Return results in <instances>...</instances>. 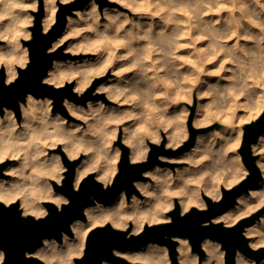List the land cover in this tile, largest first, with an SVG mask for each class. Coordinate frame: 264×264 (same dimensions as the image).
Listing matches in <instances>:
<instances>
[{
    "label": "bare ground",
    "instance_id": "obj_1",
    "mask_svg": "<svg viewBox=\"0 0 264 264\" xmlns=\"http://www.w3.org/2000/svg\"><path fill=\"white\" fill-rule=\"evenodd\" d=\"M118 1L130 8L133 16L129 12L113 7H106L101 15L94 0H91L83 9L77 10L81 18L85 15L87 18L90 17L89 28L93 29L92 34L88 32L82 35L77 23L79 21L69 17L65 31L53 43L50 51L55 50L68 35L74 36L73 46L76 44L77 48L80 47L84 51L91 50V46L94 45V43L91 45L93 42L91 39L97 35L96 31L99 29L108 34L106 37L109 42L106 45L103 44L104 47L101 48L95 60L71 63L56 59L44 79L48 83L61 85L75 77L74 89L83 91L95 75L103 74L109 69L115 73L118 70V73L121 72L118 74L119 78H110L98 87L99 90L106 92L110 100L115 99L118 103L108 104L103 100H90L85 106L66 99L65 103L72 115L87 119V129L80 128L76 125L77 123H68L59 113L50 112L51 98L41 99L32 93L27 94V105L22 106L21 121L17 120L12 108L7 107L4 116L0 113V162L6 158L17 159V163L11 164L4 170V173L12 175L11 178L0 176V200L9 204L20 198L24 214H33L37 217L46 214L47 211L43 206L45 200L53 201L59 206L68 201V198L56 192L53 186L54 181L59 183L63 180L62 172L66 168L63 159L65 156L75 158L83 151L87 153L76 167V187L91 170H97V179L102 180L105 185L111 183L118 170L117 161L120 158V148L113 146L112 142L117 137L120 123L127 117H133L134 122L125 121L122 139L130 145L131 160L141 161L147 156L149 149L145 143L147 136L160 142L162 136L159 128L149 126L147 132L140 129L143 127V122L152 124L155 118L159 119L160 112L156 116L151 105L152 99L156 104L162 100V95L164 96L160 92L161 86L154 83L153 74L157 72L154 70L158 69V66L163 68L162 76L168 82L170 92L175 91L177 101L172 104L171 114H168L169 122L163 125L170 126V128L167 127L169 129L166 145L174 147L180 145L186 138L183 127H185V118L188 113L187 106L189 107L187 101L191 99L193 101L197 96L199 98L196 101L194 124L199 126L212 120L208 113L202 112L205 102L202 97L207 85L213 88L216 95L225 93L228 97L226 101L231 105L230 110L234 105L236 106L234 100H237L238 96L235 95V99L233 98V89L239 88L238 83L222 84L223 78L229 71L228 61L237 58L248 59L247 61L250 59L253 73L249 74L251 78H246L264 80V42L259 40V37L264 36V31L252 23L255 21L264 25V7H261L264 5V0H260L259 4L255 0H207V6L198 5L197 0ZM36 3L37 0L34 1L35 5ZM45 4L46 14L43 24L44 29L47 30L55 21L57 4L54 0H45ZM28 7H30L28 0H5L4 3H0V12H5L6 16L5 21H0V38L6 40L4 44H0V67L3 65L6 67L7 82L17 76L20 64L23 65L27 59L29 60L28 47L21 45V37L30 35L25 27L31 21L27 12ZM96 46L94 45L93 51L101 47L95 48ZM119 46H123L127 52L129 50L132 53L133 50L136 55L139 54L137 47H141L144 56L128 58L126 62L122 61L120 56V61L113 62L111 60L118 56L112 58L115 54L113 50ZM157 46L161 52L160 58L156 55ZM121 49L119 48L116 54L119 51L122 52ZM138 60L142 61L141 68L145 71L143 75L136 74L138 73L136 68L134 73L128 71L132 66L134 68L135 64L140 66V62H136ZM129 64L132 66H128ZM67 65H70V68ZM124 66L130 68L124 69ZM260 82L258 80V84ZM259 99L256 113L262 110L264 104V100ZM142 102L144 105H141ZM165 103L167 104L166 101ZM229 107L227 106V109ZM139 113L140 117H138ZM214 115L219 116L217 109ZM234 115L232 112L220 117L230 125L197 135L194 145L186 151L184 156L190 159L189 165L176 169L156 166L147 170L145 174L151 176L154 181L137 183L145 195L144 198L139 197V194H133L129 200L122 192L110 204L97 202L90 205L85 209L86 219H76L72 222L73 237L64 232L62 241L54 237L45 238L43 245L29 255L45 259L46 264H75V256L84 252L90 230L97 224L111 221L114 226L125 228L132 222L133 232L138 233L147 222L151 224L169 221L170 215L166 213L173 207L177 198L183 212L184 209L188 210L193 205L204 207L206 200L203 194L219 199L223 185L231 187L248 173V169L242 165L240 155L233 150V146L240 143L242 128H236V125L232 124L247 120L251 115L244 105L233 119ZM140 123L141 126L138 125ZM262 137L264 134L253 145L255 151L262 153L257 159L259 166L264 165V138ZM62 139L64 144L60 149L61 152L50 153L48 149L56 147ZM262 174V181L253 186L249 193H242L234 207L225 209L213 220H223L225 223L233 224L242 215L248 214L263 204L264 171ZM251 230L252 228L247 227L246 233ZM256 234L250 242L253 247L264 244V228L257 230ZM175 238L179 241L181 264H200L197 255L190 251L189 239L183 236ZM202 246L207 250V257L203 264H219L221 253L219 242L206 238ZM115 254L146 264H170L166 244L151 242L131 251L116 249ZM4 258L5 253L0 248V264ZM237 258L239 264H264V259L261 263H256L242 253H238ZM101 264L112 263L103 259Z\"/></svg>",
    "mask_w": 264,
    "mask_h": 264
},
{
    "label": "water",
    "instance_id": "obj_2",
    "mask_svg": "<svg viewBox=\"0 0 264 264\" xmlns=\"http://www.w3.org/2000/svg\"><path fill=\"white\" fill-rule=\"evenodd\" d=\"M90 0H74L69 3L59 2L60 9L57 12V20L47 31L43 29V16L45 14L41 1L39 11L34 12V25L31 26L32 38L24 40L29 49V62L25 67H18L17 78L8 83L6 81L5 67L0 68V113L4 106L13 108L21 118V102L26 101L27 94L32 93L36 97L51 96L55 99L56 106L65 111L63 101L65 98L73 99L84 104L89 99L105 98L103 94L92 95L89 91L79 96L72 90V84L56 87L44 79L54 61L63 56L62 50L50 51L53 43L62 35L68 23V15L75 9L84 8ZM195 106L191 107L189 118L190 138L184 145L177 149L166 146L164 136L160 144L149 141L150 150L147 158L131 165L130 147L122 141V131L119 134L117 144L122 149L119 170L115 174L110 185H105L96 178L95 173L88 174L78 187L75 186L76 167L78 161L63 158L67 166L62 183L53 182L56 192L68 198L67 202L60 206L50 200L44 201L47 213L44 216L23 215L20 203L6 204L0 201V248L5 253L2 264H43V261L29 253L36 251L44 243L45 238H56L62 241L64 232L72 235L71 224L76 219H86L85 209L97 202L110 204L114 202L122 192L128 198L133 194H140L136 181L146 179L145 172L157 165L165 164L160 158L162 155H176L190 149L195 141L199 128L193 127ZM264 121V111L254 121L244 126L239 152L249 173L238 183L231 187H222V195L219 199H213L203 194L206 200V208L192 207L182 212L179 201H175V207L168 212L171 220L156 224H146L138 234L127 237L129 230L114 228L107 223L93 228L87 238L83 255L75 258V264H101L103 259L112 264H131L127 260L115 255L114 250H131L146 246L154 242L166 244L169 247L171 257L177 264V240L175 237H187L193 249L204 254L202 242L212 239L221 242L225 249L226 264H237L239 252L260 262L264 259V247L254 249L249 244L248 237L244 234L245 227L252 218L246 217L233 225H226L223 221H214L225 209L234 207L238 197L242 193H249L250 189L262 181L263 174L257 163L258 156L253 154V145L259 141L264 132L258 129V122ZM5 164H0V176H4ZM151 225V227H150Z\"/></svg>",
    "mask_w": 264,
    "mask_h": 264
},
{
    "label": "rangeland",
    "instance_id": "obj_3",
    "mask_svg": "<svg viewBox=\"0 0 264 264\" xmlns=\"http://www.w3.org/2000/svg\"><path fill=\"white\" fill-rule=\"evenodd\" d=\"M34 1L35 0H28V2H29V4H30V7H28L27 8V12H28V15L30 16V22H28L26 25H25V27H26V29L30 32V35L29 36H23V37H21V45L22 46H27L26 44H24V40H29V39H31L32 38V30H31V26H33L34 25V20H35V14H34V12H38L39 11V6H40V3H41V1L43 2V6H44V11H45V14H46V4H45V0H37V3H36V5L34 4ZM55 1V4H57V10H56V18H55V21L53 22V24L56 22V20H57V12L59 11V9H60V6H59V2H61V3H69V2H72V1H74V0H54ZM91 1V0H90ZM89 1V2H90ZM95 2H96V4H97V9H98V12L101 14V15H103V13H104V9L106 8V7H113V8H116V9H120L121 11H123V12H129L132 16H133V13L131 12V9L130 8H128L126 5H124V4H122V3H120L118 0H94ZM88 2V3H89ZM87 3V4H88ZM86 4V5H87ZM85 5V6H86ZM81 9H83V8H81ZM77 10L78 9H75L74 10V12H73V14H69L68 15V20H69V17H73L74 19H77V21H79V22H77L78 23V27H79V30H80V33L82 34V35H84L85 33L87 34L88 32H89V34L91 33L92 34V32H91V30L93 31V29L92 28H89V24L91 23L90 22V17H88L87 18V16L85 15L83 18H81L80 16H79V14L77 13ZM45 14H44V16H43V20H44V17H45ZM86 19V20H85ZM5 21L6 20V16H5V12H0V21ZM102 22H103V20H102ZM87 23V24H86ZM52 24V25H53ZM51 25V26H52ZM51 26L47 29V30H49L50 28H51ZM99 26H100V24H99ZM101 26H103V25H101ZM86 28H88V30H86ZM43 29H44V24H43ZM66 29V28H65ZM45 30V29H44ZM47 30H45V31H47ZM87 31V32H86ZM121 31V28H120V30H119V32ZM96 33H97V35L96 36H93V38L91 39V40H93V42H92V44L91 45H93V43H94V45L96 46L95 48H97V47H100V48H97V49H95V51H93L94 50V45L93 46H91V50L89 49V50H82V48L80 49V47L79 48H77L78 47V45H74L73 46V44H72V40H73V38H74V36L73 35H68V37L66 38V40H64L55 50H57V49H61L62 50V53H63V56L61 57V58H58V59H60V60H63V61H66V62H68V61H70L71 63H75L76 61H84V60H88V59H90V60H92V59H94L95 60V57L97 58L98 56H99V54H100V51H101V48L102 47H104L103 46V44H107V42H109V40L107 41V35L108 34H106V33H104V32H102V30L101 29H99L98 31H96ZM63 34V33H62ZM85 34V35H86ZM105 34V35H104ZM103 35V36H102ZM114 36H116V35H114ZM98 37V38H97ZM104 37V38H103ZM97 38V39H96ZM101 38V39H100ZM96 39V40H95ZM100 39V40H99ZM103 39V40H102ZM105 39H106V41H105ZM58 40V39H57ZM71 40V41H70ZM97 40H99L98 41V43H97ZM101 40H102V42L104 41V43H102L101 42ZM5 39L4 38H0V44H4L5 43ZM106 42V43H105ZM100 43V44H99ZM98 44H99V46H98ZM72 45V46H71ZM70 46H71V48H70ZM77 46V47H76ZM28 47V46H27ZM119 48H122L121 50H122V52H118L117 54H116V51H118V49ZM119 48H115V50H113L114 51V53L115 54H113V57L112 58H114V56H116V55H118V56H116V58L113 60H111V61H115L116 60V62H118V60L120 61V59H121V57H122V61H124V62H126L127 61V59L128 58H143V51L141 50V47H137V50L139 51V54L138 55H136L135 53H134V51L132 50V53H131V51L129 52V50H128V52L127 51H125L124 49H123V46H119ZM144 48V47H143ZM156 48H158V46L156 47ZM155 48V49H156ZM75 51H74V50ZM78 49H80V51L78 50ZM100 49V50H99ZM117 49V50H116ZM140 49V50H139ZM29 50V49H28ZM113 51H112V53H113ZM142 51V52H141ZM156 51H158L157 52V54L156 55H159V54H161V52L159 51V48L158 49H156ZM160 52V53H159ZM123 53H125V54H123ZM131 53V54H130ZM28 54H29V52H28ZM123 54V55H122ZM133 54V55H132ZM97 55V56H96ZM126 55H128L127 57H125ZM141 55H142V57H141ZM107 56V55H106ZM121 56V57H120ZM157 58H160V55L157 57ZM232 59V58H231ZM140 60V59H139ZM136 61V62H140V61ZM230 60V59H229ZM239 60V61H238ZM248 60V59H247ZM247 60H244V59H232V61L230 62V61H228L227 63L229 64V68H228V73L226 74V76L223 78V80H224V82H222V84L223 83H227V82H236V83H238V85H239V88L241 87V89H233V92H234V95H233V98L235 99V95H237L238 97H236V99L237 100H234V101H236L235 103H236V106L234 105L233 106V109H231L230 110V107L229 106H231V105H229V103L227 102L228 101V97L225 95V93H224V95H223V93H220L219 95H216V93L214 92V90H213V88L211 87V86H209V85H207L206 86V89H205V94L203 95V99H204V105H203V109H202V112H205V113H208L209 114V116L212 118V120L210 121V122H207L206 124L204 123V124H201V125H199V126H197L198 124H194V116H195V113H196V110H197V100L199 99L198 98V96L197 97H195V99H193V101H192V99L190 100V101H187V103L189 104V107L187 106V108H188V110H187V114H186V118H185V127H183V131H184V128H185V131H186V138L185 139H183V141L181 142V144L180 145H178L177 147H174V146H167L168 148H172V149H177V148H179V147H181L182 145H184L185 144V142L187 141V140H189V138H190V129H189V118H190V115H191V107L192 106H195V112H194V116H193V127H195V128H199L200 129V132H198V134L199 133H201V132H207V131H210V130H214V129H217V128H219V127H225V126H228V125H230L229 123H227V122H225L224 120H222L220 117L221 116H223V115H227L228 113H230V114H232V112H233V119L235 118V116L237 115V112H239V111H241L242 109H243V105H244V108L246 109V110H248L249 111V113H250V115H251V117H249V119H245L244 121H240L238 124H239V126H238V124L237 123H233L232 125H236L235 127L236 128H242V136H241V140H240V143H239V145H234L233 147V150H235L239 155H240V158H241V162H242V165L244 166V167H246V165H245V163L243 162V159H242V155H241V153L239 152V149H240V147H241V143H242V138H243V134H244V126L247 124V123H249V122H251V121H254L256 118H258L261 114H262V112L264 111V104H263V108H262V110H260L259 111V113H256V111L258 110L257 108L259 107L258 106V101H260V99L259 98H261V100H264V80H261V79H258V78H255V79H247V78H251L250 77V75H252V73H253V70L251 71V69H252V62H250L251 60L249 59V61H247ZM110 61V62H111ZM238 61V62H237ZM245 61V62H244ZM29 62V60L27 59V62L25 63V64H20V66L19 67H25L26 65H27V63ZM135 62V63H136ZM244 62V63H243ZM112 63V62H111ZM141 63H142V61L139 63L140 64V66L138 65V64H133L134 65V68H133V66H132V64H129L128 66H132L131 68L130 67H127V66H124V69L127 67L129 70L128 71H131L132 73H134V72H136V71H138V73H136V74H138V75H143V74H145L144 72V70L141 68V67H143L142 65H141ZM240 63V64H239ZM248 63V64H247ZM238 64V65H237ZM246 64V65H245ZM137 65V66H136ZM234 65V66H233ZM250 65V66H249ZM4 67H5V65H3ZM68 66V68H70V65H67ZM239 66H241V67H239ZM243 66H246V67H243ZM139 67V68H138ZM234 67H235V69H234ZM239 67V68H238ZM248 67V68H247ZM250 67V68H249ZM1 68V67H0ZM135 68H136V71H135ZM162 68V67H161ZM159 66H158V69H153L154 71H157L155 74H153V77L155 78V81H154V83H156L157 85H159V86H161V95L162 94H164V96L162 95V100L160 101V102H158V103H156L155 104V100L154 99H152L151 100V105L153 106V108H154V113L156 114V116L159 114V112H160V114L158 115V117H159V119L158 118H155V120H153L152 122V124L151 123H148L147 121L146 122H143L142 123V126L143 127H141L140 129L142 130V131H145V132H147V129L149 128V126H155L156 128H159L160 129V132H161V140H163V138H164V136L166 137V144H167V130L170 128V126H166V127H164L163 125H166V123L167 122H169L168 121V114L170 115L171 114V107H172V104L173 103H175V102H177L175 99H176V96H175V91H174V93L173 92H170V90H169V86H168V82H166L165 81V79H164V77L162 76V73H163V68L161 69ZM238 68V69H237ZM241 68H243V69H241ZM247 69V70H246ZM250 70V71H249ZM5 71H6V67H5ZM112 71V69H109L108 71H106L105 73H103V74H97V75H95V77L92 79V81H91V83L89 84V86L85 89V90H83V91H79V90H75L74 89V86H75V84H76V78L75 77H73L72 79H70L69 81H67L65 84H61V85H55L54 83H50V84H52V85H54V86H56V87H63V86H66L68 83H70V84H72V90L75 92V93H77L79 96H83L84 94H86L87 92H91L92 93V95H96V94H103L104 96H105V98H102V97H98V98H96V99H89L88 101H87V103L86 104H84V103H82V102H79V101H76V100H73V99H69L68 97L67 98H65V100L66 99H69V100H72V101H75L76 103H80V104H83V105H87L88 104V102L90 101V100H92V101H97V100H103V101H105V103H108V104H116V103H118L117 102V100H115V99H112V100H110V98H108L107 97V95H106V92L104 91V90H99L98 89V87H99V85H101L104 81H106V80H108V79H110V78H119V76H118V74H121V72H119L118 73V70H116V73L115 72H111ZM239 71H240V73H239ZM235 72V73H234ZM238 73V74H237ZM242 73V74H241ZM248 73V74H247ZM152 74V73H151ZM235 74H236V76H235ZM241 74V75H240ZM250 74V75H249ZM6 75H7V73H6ZM159 75V76H158ZM245 75V76H244ZM249 75V76H248ZM17 76H18V74H17ZM17 76L13 79V80H11V81H9L8 83H10V82H12V81H14L16 78H17ZM163 77V78H162ZM247 77V78H246ZM232 78V79H231ZM241 78H243V79H247V80H243V79H241ZM227 79V80H226ZM238 79V80H237ZM258 80H259V84H258ZM7 81V80H6ZM244 81V82H243ZM246 81H247V83H246ZM254 81H255V83H254ZM244 85H243V84ZM250 83H251V86H250ZM253 83V84H252ZM167 84V85H166ZM242 84V85H241ZM254 84H256V86L254 85ZM248 86V88H247V86ZM258 85V86H257ZM246 86V87H245ZM167 87V88H166ZM243 87H245L244 88V90H242L243 89ZM255 87V88H254ZM260 90H259V89ZM127 90H128V88H127ZM245 90H246V92H245ZM167 91V92H166ZM212 91V92H211ZM236 91V92H235ZM243 91V92H242ZM247 91L249 92V93H247ZM208 92V93H207ZM240 92V93H239ZM242 92V93H241ZM245 92V93H244ZM254 92V93H253ZM236 93V94H235ZM170 94V95H169ZM238 94H240V95H238ZM248 96H247V95ZM262 94V96L260 97V95ZM160 95V96H161ZM221 95H222V97H221ZM244 95V96H243ZM166 96V97H165ZM173 96H175V97H173ZM224 96V97H223ZM172 97V98H171ZM221 97V98H220ZM38 98H41V99H46V98H51V100H52V105H51V110H50V112H52V113H59V114H61L63 117H65L66 118V121H68V123H73V124H76V125H78V126H80V128L81 127H83V128H88V125H87V119L86 118H84V117H78V116H75V115H72L70 112H69V110H68V108H67V105H66V103H65V100L63 101V105H64V107H65V111H62L61 109H59L57 106H56V104H55V99L53 98V97H51V96H45V97H38ZM165 98V99H164ZM215 98V99H214ZM224 98V99H223ZM164 99V100H163ZM170 99H172V100H170ZM175 100V101H174ZM218 102H217V101ZM220 100V101H219ZM227 100V101H226ZM242 100V101H241ZM250 100V101H249ZM165 101L167 102V104L165 103ZM240 101V102H239ZM237 102H238V104H237ZM242 102V103H241ZM27 103H28V100L26 99V101H24V102H21V118H18V116H17V114H16V112H15V110H14V114H15V116H16V118H17V120L18 121H21L22 119H23V108H22V106L23 105H27ZM132 103H134V100H132ZM247 103V104H246ZM249 103V104H248ZM130 104V103H129ZM146 105L148 104V103H145ZM171 104V105H170ZM242 104V105H241ZM141 105H144V102H142L141 103ZM169 105V106H168ZM225 105H226V107H225ZM247 105V106H246ZM227 106L229 107L228 109H227ZM240 106V107H239ZM6 108H7V106H4V111L1 113L3 116L5 115V113H6ZM9 108V107H8ZM164 108H165V110H164ZM216 109H217V111H219V116H215L214 115V111H216ZM220 109V110H219ZM224 109V110H223ZM167 110V111H166ZM228 110V111H227ZM231 111V112H230ZM235 112V113H234ZM258 112V111H257ZM140 113L138 114V117H140ZM135 117H137V116H135ZM161 117V118H160ZM164 119V120H163ZM126 120H132V122H134V120H133V117H131V116H129V117H127L125 120H123L121 123H120V125H119V132H118V134H117V137L115 138V140H113V142H112V145L113 146H118L119 148H120V158L118 159V161H117V167H118V170H119V162H120V160H121V154H122V149H121V147L117 144V141L119 140V134H120V131H122L123 130V126H124V124H125V121ZM82 123V124H81ZM138 125H140L141 126V123L140 124H138ZM167 127H169V128H167ZM166 128V129H165ZM197 134V135H198ZM149 139V140H148ZM63 140V139H62ZM61 140V142L56 146V147H50L49 149H48V151L50 152V153H53V152H61V148L63 147V144H64V140L62 141ZM160 140V142H158V141H155V140H152L150 137H146L145 138V143L149 146V149H148V152H149V150H150V144H149V141H151V142H154V143H157V144H160L162 141ZM122 141H123V139H122ZM125 143V142H124ZM126 145H128L129 147H130V145L129 144H127V143H125ZM187 150H185L183 153H180V154H176V155H162V156H160V158L165 162V164H162V165H157V166H160V167H169V168H173V169H176V168H178V167H183V166H186V165H189V161H190V159H187V158H185L184 156H185V154L187 153L186 152ZM148 152H147V155H148ZM86 152L85 151H83L81 154H79L77 157L75 156V158L74 157H72V158H70V157H68L67 156V158L68 159H70V160H73V161H78V164L85 158V156H86ZM253 154H255V155H257L258 156V158L262 155V153L261 152H258V151H255L254 150V148H253ZM147 158V156L144 158V159H146ZM144 159H142V160H144ZM15 163H17V159H13V158H6V159H4L2 162H0V164H5L4 165V168H3V171L6 169V168H8L11 164H15ZM64 163V162H63ZM65 164V163H64ZM77 164V165H78ZM65 170L62 172L63 173V178L65 177V171L68 169L67 168V166H66V164H65ZM156 167V166H155ZM260 167V166H259ZM247 168V167H246ZM248 169V168H247ZM118 170H117V172H118ZM116 172V173H117ZM90 173H95V175L97 174V170H91L89 173H87L86 174V176L88 175V174H90ZM146 173V172H145ZM144 173V174H145ZM248 173H249V171H248ZM247 173V174H248ZM246 174V175H247ZM11 174L10 173H5V175L3 176V177H5V178H11ZM86 176H84V178L86 177ZM115 176V175H114ZM145 176H146V179H144V180H139V181H136V186H137V183L138 182H147V181H154V179L151 177V176H149L148 174H145ZM83 178V179H84ZM96 178H97V176H96ZM114 178V177H113ZM243 179V178H242ZM241 179V180H242ZM99 180V179H98ZM240 180V181H241ZM100 181H102V180H100ZM112 181H113V179H112ZM112 181H111V183H112ZM239 181V182H240ZM103 182V181H102ZM59 183H62V180L59 182ZM110 182L108 183V184H106V185H110L111 184ZM238 183V182H237ZM235 185V184H234ZM223 187H226V185H223ZM137 188L139 189V192H140V194H139V197H141V198H144L145 197V195H144V193L141 191V189L137 186ZM125 193V192H124ZM126 194V193H125ZM129 200H130V198H128ZM214 199V198H213ZM177 200L179 201V198H177ZM0 201H2V202H4L5 203V201H3V200H0ZM19 202L20 203V207H21V209H22V211H23V215H29V214H24V209L22 208V206H21V199L20 198H18L17 200H15L14 202ZM46 201V200H45ZM11 203H13V202H11ZM11 203H9V204H11ZM7 204V203H6ZM179 204H180V201H179ZM43 206H44V201H43ZM180 206H181V210H182V212H183V209H182V205L180 204ZM206 206L207 205H205L204 207H202V208H206ZM175 207V203H174V205H173V207L171 208V209H169L168 211H167V213L166 214H168V212L170 211V210H172L173 208ZM192 207H198V208H201V206L199 207L198 205H193ZM191 207V208H192ZM44 208H45V210L47 211V208L44 206ZM191 208H189L188 210H190ZM187 210V211H188ZM47 213V212H46ZM31 215H33V214H31ZM45 215V214H44ZM44 215H41V216H44ZM35 216V215H34ZM35 217H37V216H35ZM38 217H40V216H38ZM246 217H249V218H252L251 219V221L249 222V224H247V226L245 227V235L248 237V239H249V244H250V242H251V240L255 237V235H257L256 233H257V230H260V228H264V203L263 204H261L260 206H257L256 208H254L253 210H251L250 212H248V214H245V215H242L241 216V218L240 219H243V218H246ZM239 219V220H240ZM170 220H171V216H170ZM238 220V221H239ZM219 221H223V220H219ZM237 221V222H238ZM218 222V221H217ZM224 222V221H223ZM236 222V223H237ZM107 223H110V224H112L111 223V221H109V222H107ZM107 223H103V224H97L96 226H94L93 228H95V227H98V226H103V225H106ZM156 223H160V222H153V223H151V224H156ZM225 223V222H224ZM146 224H148V222L146 223ZM145 224V225H146ZM150 224V223H149ZM226 225H233V224H235V223H233V224H228V223H225ZM134 226V224L131 222L130 224H129V226H127V227H125V228H121V227H117V226H114L113 224H112V226L114 227V228H117V229H120V230H129V233L127 234V237H130L131 235H135V234H138V233H134L133 232V226ZM145 227V226H144ZM144 227H143V229H144ZM247 227H249V228H252V232L251 231H248V233H246V228ZM92 228V229H93ZM142 229V230H143ZM141 230V231H142ZM91 231V230H90ZM140 231V232H141ZM73 232V231H72ZM70 236H74V232H73V234L72 235H70ZM176 239V238H175ZM177 240V239H176ZM190 241V240H189ZM177 264H181V260H180V258H179V254H180V251H179V249H178V244H179V241L177 240ZM219 242V241H218ZM219 244H220V250H221V253L220 254H222V255H220L219 254V259H220V263L219 264H226V262H225V249H223V247H222V244H221V242H219ZM164 245V244H163ZM250 246L252 247V248H254V249H259V248H261V247H264V244H262V245H260L259 247H253L251 244H250ZM203 247V246H202ZM135 249V248H134ZM203 249H204V254L203 255H201L199 252H197L196 250H194L193 249V246H192V244H191V249H190V251L192 252V253H194V254H196L197 255V257H198V263H200V264H203L204 263V261H205V259H206V257H207V250L203 247ZM223 249V250H222ZM116 250V249H115ZM115 250H114V253H115ZM131 250H133V249H131ZM131 250H128V251H131ZM122 251H127V250H122ZM223 251V252H222ZM239 253H241V252H239ZM243 254V253H242ZM83 255V253L81 254V255H76L75 256V258L76 257H80V256H82ZM115 255H117V256H119V257H121V258H123V259H125V260H127L129 263H131V264H146L145 262H141V261H139V260H131V259H129V258H127V257H125V256H121L120 254H115ZM245 255V254H244ZM247 256V255H246ZM35 257H37V258H39V259H41L42 261H43V264H46V260L45 259H42V258H40V257H38V256H35ZM168 257H169V261H170V264H175L174 263V261H173V259H172V257H171V254H170V250H169V247H168ZM247 257H249V256H247ZM250 259H253V258H251V257H249ZM256 263H259V262H257L255 259H253ZM263 260H261L260 261V263L262 262ZM237 264H239V262H238V258H237Z\"/></svg>",
    "mask_w": 264,
    "mask_h": 264
},
{
    "label": "clouds",
    "instance_id": "obj_4",
    "mask_svg": "<svg viewBox=\"0 0 264 264\" xmlns=\"http://www.w3.org/2000/svg\"><path fill=\"white\" fill-rule=\"evenodd\" d=\"M4 2H5V0H0V3H4ZM255 2L257 4H259L260 0H255ZM197 4L198 5L199 4H204L205 6H207V0H197ZM261 7H264V5H261ZM252 23L254 24V26L259 27V28H261L262 31H264V25L258 24L255 21H252ZM249 38H253V37H249ZM259 40L261 42H264V36L259 37ZM258 129L260 131L264 132V121H259L258 122ZM262 138H264V137H262ZM136 163H137L136 159H132L130 161L131 165H135ZM260 169H261V171H264V165H260ZM186 211H187V209H184V212H186ZM184 212H181L180 215L183 216ZM150 227H151V225H150Z\"/></svg>",
    "mask_w": 264,
    "mask_h": 264
}]
</instances>
